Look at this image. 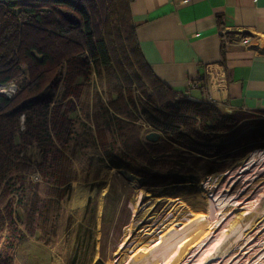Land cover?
I'll return each instance as SVG.
<instances>
[{"label":"trees","instance_id":"obj_1","mask_svg":"<svg viewBox=\"0 0 264 264\" xmlns=\"http://www.w3.org/2000/svg\"><path fill=\"white\" fill-rule=\"evenodd\" d=\"M92 69L107 102L95 92L87 101ZM11 81L15 93L0 92V264H14L24 230L47 242L68 228L61 199L99 157L159 197L197 169L208 175L264 149V111L225 113L159 82L138 49L129 0H0V86Z\"/></svg>","mask_w":264,"mask_h":264},{"label":"rangeland","instance_id":"obj_2","mask_svg":"<svg viewBox=\"0 0 264 264\" xmlns=\"http://www.w3.org/2000/svg\"><path fill=\"white\" fill-rule=\"evenodd\" d=\"M103 83L92 69L87 101L95 92L107 102ZM16 88L11 81L0 92ZM27 155L38 161L41 151L32 146ZM226 163L208 175L197 169L172 194L153 197L135 174L99 157L61 199L68 228L47 242L24 230L14 264H264V149ZM31 178L41 181L38 172Z\"/></svg>","mask_w":264,"mask_h":264},{"label":"crops","instance_id":"obj_3","mask_svg":"<svg viewBox=\"0 0 264 264\" xmlns=\"http://www.w3.org/2000/svg\"><path fill=\"white\" fill-rule=\"evenodd\" d=\"M129 9L160 83L228 113L264 111V0H129ZM241 32L248 45L229 42Z\"/></svg>","mask_w":264,"mask_h":264},{"label":"built area","instance_id":"obj_4","mask_svg":"<svg viewBox=\"0 0 264 264\" xmlns=\"http://www.w3.org/2000/svg\"><path fill=\"white\" fill-rule=\"evenodd\" d=\"M252 39H253V36H251L249 33L241 32V33H236V37L231 39L229 42H237L245 46V45H248ZM198 84L199 83H195V86H198ZM207 90L209 91L208 87H207ZM208 102H214V101L212 99H208Z\"/></svg>","mask_w":264,"mask_h":264},{"label":"water","instance_id":"obj_5","mask_svg":"<svg viewBox=\"0 0 264 264\" xmlns=\"http://www.w3.org/2000/svg\"><path fill=\"white\" fill-rule=\"evenodd\" d=\"M62 14H63L64 18L72 24H76L79 22V19L72 12L64 11V12H62ZM158 136H159V134L157 132H150L147 134L146 137L149 140H155L158 138Z\"/></svg>","mask_w":264,"mask_h":264},{"label":"bare ground","instance_id":"obj_6","mask_svg":"<svg viewBox=\"0 0 264 264\" xmlns=\"http://www.w3.org/2000/svg\"><path fill=\"white\" fill-rule=\"evenodd\" d=\"M252 159L249 160V162L247 163V165L251 162ZM244 170V168H242ZM246 169V168H245ZM250 185V184H249ZM77 196V195H76ZM75 197V196H74ZM83 197V196H82ZM84 201V200H83Z\"/></svg>","mask_w":264,"mask_h":264}]
</instances>
